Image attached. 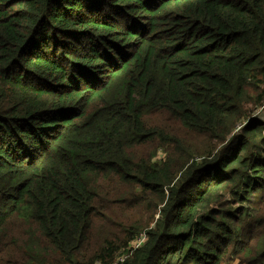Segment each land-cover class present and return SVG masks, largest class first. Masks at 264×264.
<instances>
[{
	"label": "trees",
	"instance_id": "obj_1",
	"mask_svg": "<svg viewBox=\"0 0 264 264\" xmlns=\"http://www.w3.org/2000/svg\"><path fill=\"white\" fill-rule=\"evenodd\" d=\"M263 107L264 0H0V264H264Z\"/></svg>",
	"mask_w": 264,
	"mask_h": 264
},
{
	"label": "rangeland",
	"instance_id": "obj_2",
	"mask_svg": "<svg viewBox=\"0 0 264 264\" xmlns=\"http://www.w3.org/2000/svg\"><path fill=\"white\" fill-rule=\"evenodd\" d=\"M256 115H259L260 117H262V119L264 120V107L259 109L256 113ZM132 210H128L127 213H131ZM132 216V218L134 219V221H140V222H145L147 219H148V212H145V211H141V212H134L133 214H130ZM151 214L149 213V222L151 221ZM156 219V217L154 218V220ZM154 220L150 222V225L149 227L153 226L154 224ZM134 221H131V222H134ZM142 238H146L145 237V232H142L139 236V238H137L133 244H137L139 241H143ZM133 244H132V247H133ZM120 259V258H119ZM118 261V259H117ZM230 264V263H229Z\"/></svg>",
	"mask_w": 264,
	"mask_h": 264
},
{
	"label": "built area",
	"instance_id": "obj_3",
	"mask_svg": "<svg viewBox=\"0 0 264 264\" xmlns=\"http://www.w3.org/2000/svg\"><path fill=\"white\" fill-rule=\"evenodd\" d=\"M145 237H146V235H145ZM139 238V237H138ZM142 240L143 241H139L136 245L135 244H133V249H137V248H139L141 245H142V243L144 242V238H142ZM123 261V258H120V259H118V261L116 262V263H113V264H118V263H120V262H122Z\"/></svg>",
	"mask_w": 264,
	"mask_h": 264
}]
</instances>
